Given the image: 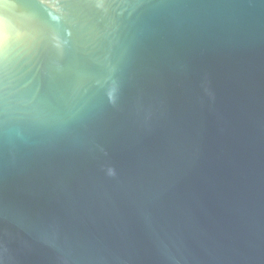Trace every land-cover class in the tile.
<instances>
[{
	"label": "water",
	"instance_id": "obj_1",
	"mask_svg": "<svg viewBox=\"0 0 264 264\" xmlns=\"http://www.w3.org/2000/svg\"><path fill=\"white\" fill-rule=\"evenodd\" d=\"M0 264H264V0H0Z\"/></svg>",
	"mask_w": 264,
	"mask_h": 264
},
{
	"label": "snow or ice",
	"instance_id": "obj_2",
	"mask_svg": "<svg viewBox=\"0 0 264 264\" xmlns=\"http://www.w3.org/2000/svg\"><path fill=\"white\" fill-rule=\"evenodd\" d=\"M2 50H3V41L0 40V55H2Z\"/></svg>",
	"mask_w": 264,
	"mask_h": 264
}]
</instances>
